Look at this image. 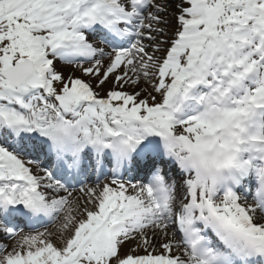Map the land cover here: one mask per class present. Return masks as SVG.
<instances>
[{"label": "snow or ice", "instance_id": "1", "mask_svg": "<svg viewBox=\"0 0 264 264\" xmlns=\"http://www.w3.org/2000/svg\"><path fill=\"white\" fill-rule=\"evenodd\" d=\"M0 264H264V0H0Z\"/></svg>", "mask_w": 264, "mask_h": 264}]
</instances>
